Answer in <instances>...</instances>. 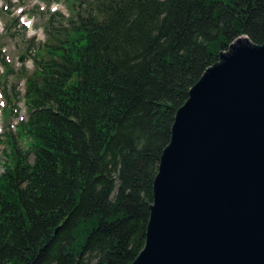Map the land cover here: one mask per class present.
Segmentation results:
<instances>
[{"label": "trees", "instance_id": "trees-1", "mask_svg": "<svg viewBox=\"0 0 264 264\" xmlns=\"http://www.w3.org/2000/svg\"><path fill=\"white\" fill-rule=\"evenodd\" d=\"M3 2L0 39L22 31L33 69L0 58L25 79L23 95L0 80L18 119L3 135L0 264H133L176 112L231 42L264 41V0ZM15 6L38 18L43 41ZM17 135L30 138L26 150Z\"/></svg>", "mask_w": 264, "mask_h": 264}, {"label": "water", "instance_id": "water-1", "mask_svg": "<svg viewBox=\"0 0 264 264\" xmlns=\"http://www.w3.org/2000/svg\"><path fill=\"white\" fill-rule=\"evenodd\" d=\"M133 264H264V41L231 42L176 112Z\"/></svg>", "mask_w": 264, "mask_h": 264}, {"label": "rangeland", "instance_id": "rangeland-1", "mask_svg": "<svg viewBox=\"0 0 264 264\" xmlns=\"http://www.w3.org/2000/svg\"><path fill=\"white\" fill-rule=\"evenodd\" d=\"M13 2L16 4V0H13ZM34 3H30L29 8L32 7ZM0 6H2L4 8L3 10V14H1L2 16V20L0 18V26L2 28L3 23L8 22L9 21V15L7 12V9L9 8V6L7 4H5L3 2V0H0ZM44 7V6H43ZM62 8L61 6H55V8ZM24 7H20V6H15L12 8V10L14 11L13 15H17L19 18H21V20L24 23H27V25L29 26V30L27 32V35L30 36H37V40H44V34H43V30L42 28L38 29L37 31L33 29V23L34 22H38V18H28L27 15H23V11H24ZM23 15V16H22ZM11 16V15H10ZM11 28V27H9ZM14 31V30H13ZM2 32V31H1ZM25 35L23 34L22 31H19L17 33L16 36H7L5 35L4 37H2L0 39V58L1 56H4L6 58V60L8 61V63H10L13 66V69L15 72H17V70H19V68L23 65L26 66L27 70H32L33 69V61L32 59L28 58V56L26 55L25 52V40H24ZM22 54H25V60L23 62H19L20 56ZM7 75V79H6V83H7V88H8V92L15 90L18 92H21L22 95L25 92V79H23L20 75H8L5 74V69L4 67L0 64V80L4 83V78ZM3 85L0 84V174H2L5 170V166H7L9 160L8 158V154H9V147L8 144L6 143V140L4 138V134L9 133H15L17 134L18 129L16 128L17 123H18V119H15L14 116H11L13 118H11L8 113L10 110V105H8V102L4 101L3 98ZM15 105L17 106V108H14V112L16 111H20V117L19 119L22 118H26V108L24 106L23 101L22 102H18V100L15 102ZM11 138V137H10ZM18 142L20 144V147L24 150H26L30 144L32 143L30 138L27 136H18L17 138ZM12 140V139H11Z\"/></svg>", "mask_w": 264, "mask_h": 264}]
</instances>
